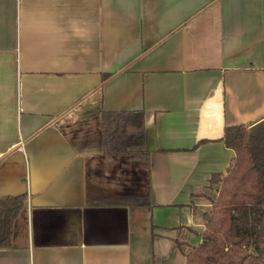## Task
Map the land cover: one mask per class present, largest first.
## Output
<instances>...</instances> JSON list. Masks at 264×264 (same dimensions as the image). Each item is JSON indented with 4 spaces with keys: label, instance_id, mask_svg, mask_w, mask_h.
<instances>
[{
    "label": "crops",
    "instance_id": "crops-1",
    "mask_svg": "<svg viewBox=\"0 0 264 264\" xmlns=\"http://www.w3.org/2000/svg\"><path fill=\"white\" fill-rule=\"evenodd\" d=\"M105 111L144 145L104 152ZM263 119L264 0H0V264H184L225 127Z\"/></svg>",
    "mask_w": 264,
    "mask_h": 264
},
{
    "label": "trees",
    "instance_id": "trees-1",
    "mask_svg": "<svg viewBox=\"0 0 264 264\" xmlns=\"http://www.w3.org/2000/svg\"><path fill=\"white\" fill-rule=\"evenodd\" d=\"M248 139L244 125L225 127L223 141L234 157L225 174L210 178L215 193L209 197L201 241L176 240L184 264H264V149L255 154ZM144 141L143 112H103L104 152H128ZM25 200L26 194L0 195V249L11 247L14 221Z\"/></svg>",
    "mask_w": 264,
    "mask_h": 264
},
{
    "label": "rangeland",
    "instance_id": "rangeland-1",
    "mask_svg": "<svg viewBox=\"0 0 264 264\" xmlns=\"http://www.w3.org/2000/svg\"><path fill=\"white\" fill-rule=\"evenodd\" d=\"M252 148H253V151L254 153L256 154L257 151L262 148L264 149V140H261L259 142L257 141H253L252 143ZM215 185L214 183H211L209 181V185L206 187V189H204V191L202 192V196L205 197L206 199L209 200V197L213 196L214 195V188H215ZM211 210V208L209 207L207 209V212H209ZM206 212V213H207ZM206 213H203V218L205 217V214ZM200 241V236L199 235H191L190 237V243L191 244H198ZM177 251V250H176ZM177 254L174 256L175 260L173 258H171V260L169 262H164V263H160V262H156L155 264H179L181 258H180V255H179V252H176ZM146 264H149V263H146ZM152 264V263H151Z\"/></svg>",
    "mask_w": 264,
    "mask_h": 264
},
{
    "label": "water",
    "instance_id": "water-1",
    "mask_svg": "<svg viewBox=\"0 0 264 264\" xmlns=\"http://www.w3.org/2000/svg\"><path fill=\"white\" fill-rule=\"evenodd\" d=\"M264 140V119L249 128V139H248V147L250 150H253L252 143L253 141H261ZM209 219V216H207Z\"/></svg>",
    "mask_w": 264,
    "mask_h": 264
}]
</instances>
